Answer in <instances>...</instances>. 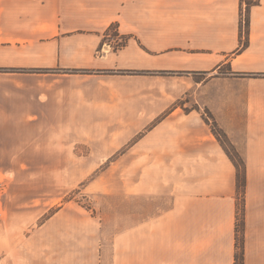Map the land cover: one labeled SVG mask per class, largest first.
<instances>
[{
  "label": "crops",
  "instance_id": "0c3cea01",
  "mask_svg": "<svg viewBox=\"0 0 264 264\" xmlns=\"http://www.w3.org/2000/svg\"><path fill=\"white\" fill-rule=\"evenodd\" d=\"M250 19L248 44L233 55L230 51L240 47V0H0V162L31 161L37 152L70 147L84 156L85 141L73 137L84 130L114 129L111 120L131 112L115 99L126 97L119 88L125 75L104 73L196 69L219 62L243 73H264V0L253 5ZM112 23L133 35L116 51L102 44ZM243 79L247 88L237 97L248 99L242 128L244 264H264V77ZM163 129L178 131L172 148L164 144ZM38 136L48 140L38 144ZM123 145H110V155ZM123 156L146 162L219 160L234 181L228 154L219 152L212 132L195 114L159 122ZM205 198L177 201L166 215L144 219L140 235L131 234L139 249H131L135 260L127 264H236L234 196Z\"/></svg>",
  "mask_w": 264,
  "mask_h": 264
},
{
  "label": "rangeland",
  "instance_id": "374dc122",
  "mask_svg": "<svg viewBox=\"0 0 264 264\" xmlns=\"http://www.w3.org/2000/svg\"><path fill=\"white\" fill-rule=\"evenodd\" d=\"M258 3L240 0V47L230 54L247 46L250 11ZM132 36L122 34L119 23H112L102 44L116 51ZM123 71L104 74L125 75L119 88L126 97L115 99L131 112L117 114V121L109 124L114 129L84 130L79 138H70L85 141L84 156L70 147L52 154L37 152L31 161L0 162V181L4 182L0 191V264H127L134 258L131 249H139V242L130 240L131 234L140 235L144 219L166 215L177 201L205 196L220 201L219 196L227 193L236 203V252L239 240L244 242L247 168L242 128L248 99L238 98L237 91L247 88L243 78L264 77V73H243L230 62L197 64L196 69ZM80 73L90 74L88 70ZM189 114L201 118L219 152L223 149L228 154L234 181L226 176L219 160L124 158V150L159 122L175 123ZM131 125L134 128L126 129ZM171 132H162L164 144L170 147L179 141L178 131ZM46 140L38 136L36 142ZM53 142L60 145L61 139L54 137ZM117 142L124 145L110 155L109 146ZM236 264H240L238 259Z\"/></svg>",
  "mask_w": 264,
  "mask_h": 264
},
{
  "label": "trees",
  "instance_id": "16d2710c",
  "mask_svg": "<svg viewBox=\"0 0 264 264\" xmlns=\"http://www.w3.org/2000/svg\"><path fill=\"white\" fill-rule=\"evenodd\" d=\"M123 72H133V71H131V70H125ZM243 185H246V175L244 177V183H243ZM237 247H238V251L236 252V260L238 259L240 261V264H244V246H243V239H242V242L239 240V244L237 245Z\"/></svg>",
  "mask_w": 264,
  "mask_h": 264
},
{
  "label": "built area",
  "instance_id": "2783aa9c",
  "mask_svg": "<svg viewBox=\"0 0 264 264\" xmlns=\"http://www.w3.org/2000/svg\"><path fill=\"white\" fill-rule=\"evenodd\" d=\"M4 182L0 181V191L2 190Z\"/></svg>",
  "mask_w": 264,
  "mask_h": 264
}]
</instances>
